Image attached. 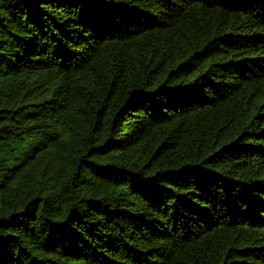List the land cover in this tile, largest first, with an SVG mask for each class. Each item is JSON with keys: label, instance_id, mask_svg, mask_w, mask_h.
I'll return each mask as SVG.
<instances>
[{"label": "trees", "instance_id": "1", "mask_svg": "<svg viewBox=\"0 0 264 264\" xmlns=\"http://www.w3.org/2000/svg\"><path fill=\"white\" fill-rule=\"evenodd\" d=\"M0 264H264V0H0Z\"/></svg>", "mask_w": 264, "mask_h": 264}]
</instances>
